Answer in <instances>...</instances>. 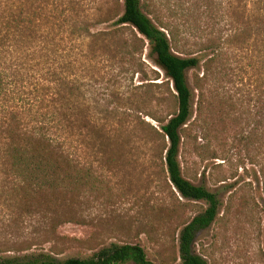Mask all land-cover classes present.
Segmentation results:
<instances>
[{
    "label": "trees",
    "instance_id": "1",
    "mask_svg": "<svg viewBox=\"0 0 264 264\" xmlns=\"http://www.w3.org/2000/svg\"><path fill=\"white\" fill-rule=\"evenodd\" d=\"M97 1L114 13L111 28L103 33H93L100 22L87 19L89 4ZM248 2L244 9L236 6L229 24L223 13L207 16L210 32L189 42L154 26L140 0H0V195H20L28 214L54 206L55 200L81 207L89 202L87 195H115L95 166L99 153L93 159L87 153L89 137L105 138L110 118L122 127L119 116L132 117L134 125L132 115L144 112L160 129L162 146L152 158L159 169L156 186L165 195L162 218L178 229V264H206L195 250L197 233L231 223L248 202L242 191H233L219 218L217 194L183 177L180 154L206 149L216 160L211 147L239 139L252 153L249 162L257 168L264 195V0ZM145 47L165 79L151 85L164 86L166 93L119 99L124 70L144 74L135 57ZM195 69L201 74L192 79L196 105L191 121L186 73ZM155 75L153 81L159 78ZM96 87L112 100L95 95ZM151 107L153 113L141 111ZM25 264L152 263L141 246L123 244L88 259Z\"/></svg>",
    "mask_w": 264,
    "mask_h": 264
},
{
    "label": "rangeland",
    "instance_id": "2",
    "mask_svg": "<svg viewBox=\"0 0 264 264\" xmlns=\"http://www.w3.org/2000/svg\"><path fill=\"white\" fill-rule=\"evenodd\" d=\"M248 1L140 0V3L143 14L154 26H164L166 34L165 30L192 42L210 32L205 30L209 24L207 16L214 18L218 12L223 13L229 24L235 19L236 6L240 4L244 9ZM121 4L120 1L118 15L122 12ZM89 7L88 21L100 22L91 31H108L114 21L110 5L97 1ZM107 13L111 20L106 18ZM135 60L144 74L126 68L122 75L124 85L117 89V97L125 99L131 93L144 92L151 99L162 97L166 88L151 84H160L165 79L148 59L146 47ZM154 71L159 77L157 81H153ZM197 74H201L200 69L186 73L187 86L192 93L191 121L195 118L196 105L192 79ZM96 90L95 95L112 100V95L102 87ZM141 111L153 113V108ZM143 113L132 115L134 125L130 122L132 117L119 116L122 127L116 125L117 118H110L106 122L105 138L97 140L94 134L89 137L93 139L87 153L91 154V159L93 153H99V163L95 166L109 180L115 195H87L89 202L81 207L67 200H55L54 206L32 214L25 210L20 195H0V263L88 259L111 245L137 244L152 264H178V229L176 224L162 218L161 212L166 209L165 195L156 186L155 174L159 169L152 158L162 146L157 134L160 129ZM238 140L229 138L223 147L214 143L217 145L210 151H215L216 160L209 158L206 149L198 155L186 150L179 156L183 177L217 194L219 218L233 191H242L243 200L248 202L247 207L244 203L242 215L234 217L231 223H215L197 233L195 250L206 264H264V195L257 168L249 162L252 153ZM198 144L203 142L198 140ZM239 205V200L233 203L235 209Z\"/></svg>",
    "mask_w": 264,
    "mask_h": 264
}]
</instances>
